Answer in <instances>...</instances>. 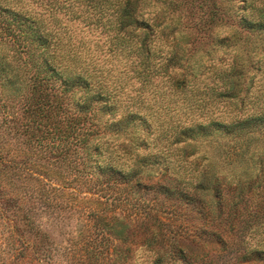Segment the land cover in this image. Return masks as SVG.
Returning a JSON list of instances; mask_svg holds the SVG:
<instances>
[{
    "label": "trees",
    "instance_id": "obj_1",
    "mask_svg": "<svg viewBox=\"0 0 264 264\" xmlns=\"http://www.w3.org/2000/svg\"><path fill=\"white\" fill-rule=\"evenodd\" d=\"M156 1L162 4L155 13V21L161 20L159 24L151 23L150 14L146 12L147 0H88L85 4L87 7L94 5L97 11L112 16L109 21L120 45L126 43L128 35L130 40H134L131 35L136 36L133 49L137 54L136 64L144 72L151 71V63L157 52H161L151 46L161 27L158 34L173 47L168 69L170 64L173 68L179 64L182 67L176 56L181 48L177 33L197 30L209 38L215 28L229 26L245 40L264 37V2L257 5L242 0L237 6V3L234 5L237 0ZM112 2L115 11L109 12L107 5ZM104 17L101 14V19ZM238 75L234 70L233 77ZM239 86L241 84L233 79L226 94L231 97L239 94ZM0 88L7 97L5 107L12 110V104L22 103L23 113L9 111L2 127L10 139L18 141L20 150L26 148L23 150L25 157L10 164L4 160L9 153L0 151L2 168L26 171L33 162L30 160L36 154L35 149L41 148L44 158H51L53 165L66 173L65 181L81 183V204L87 205H81L86 208L82 239L86 243L87 260L98 258L104 264L105 260L117 255L113 259L116 264L118 256L121 259L124 253L117 246L115 252L111 251V247L117 242L132 245L142 230L146 242L157 254L153 264H164L166 259L170 264H203L202 260L212 252L201 257L199 251L216 245L221 252L229 250L233 256L211 258L208 264H264L263 242L256 241L252 245L245 239L247 233L257 235L264 230V206L244 211L240 206L244 195H237L240 198L236 201L227 199L221 188L226 177H219L211 169L202 171L196 180H186L169 163L164 165L161 183H148L152 176L145 177L144 170L160 168L163 160H167L165 153L171 150L167 146L166 150L159 148L148 155L137 152L149 147L137 134L151 128L148 119L140 113L141 107L138 103L124 106V102L109 90L110 86L100 81L96 66L82 59L79 49L63 45L43 19L15 0H0ZM134 107L138 110H130ZM122 108L125 109L121 119L105 129L127 136L129 143H122L120 147L135 155L128 165L119 164L112 155L108 156L109 147L95 143L100 135L101 120L107 115L115 117ZM221 132L238 136L264 133V110L241 113L229 123L219 120L181 128L176 138L194 139ZM184 144L182 150L189 158L197 146ZM250 145L235 143L229 146V151L244 156ZM27 150L33 152L32 156ZM258 177V173L249 177L250 189ZM240 186L238 183L233 188V184H229L226 191L240 190ZM6 187L1 185L0 190ZM52 189L58 187L52 186ZM27 197L23 199L24 205H29L31 197ZM58 204L49 200L51 207ZM230 240L236 242L230 243ZM108 262L111 264V260Z\"/></svg>",
    "mask_w": 264,
    "mask_h": 264
},
{
    "label": "rangeland",
    "instance_id": "obj_2",
    "mask_svg": "<svg viewBox=\"0 0 264 264\" xmlns=\"http://www.w3.org/2000/svg\"><path fill=\"white\" fill-rule=\"evenodd\" d=\"M147 1L149 5L146 12L150 14L151 23H161V20L155 21V13L156 8H161L162 4L156 0ZM241 1L237 0L234 5L237 3L238 6ZM15 2L25 5L34 15L43 19L47 28L54 31L56 38H61L63 45L79 49L82 59L96 66L100 81L110 86L109 90L124 102V106L138 103L141 107L140 113L148 119L151 128L137 134L149 146L137 152L148 155L156 153L159 148L166 150L167 146L171 150L165 153L168 154L167 160H163L160 168L144 170L145 177L152 176L151 182L147 178L145 181L151 185L161 183L159 180L163 177L164 165L169 163L186 180H196L202 171L211 169L219 177H226L222 180L221 188L227 199L236 201L240 198L237 195H244L240 205L244 211L253 210L257 205L264 206L263 132L240 136L221 132L194 139L176 138L181 128L219 120L229 123L241 113L264 110V37L255 36L245 40L243 35L229 26L215 28L209 38L197 30H186L177 33L181 48L176 56L182 67L179 64L173 68L170 64L168 69V58L171 57L173 47L158 34L161 27L157 29L158 37L151 43L153 48L161 52H157L151 63V71L144 72L136 64L137 54L133 50L137 43L136 36L131 35L134 40H130L128 35L126 43L120 45L115 40L117 33L109 21L112 16L97 11L94 5L87 7L85 4L88 0ZM249 2L258 5L264 0ZM114 4L112 2L107 5L109 12L115 11ZM234 10L240 12L237 8ZM101 14L105 15L103 19ZM183 21H187V18H183ZM234 70L238 76L233 77ZM174 72L176 75H173ZM233 79L241 84V92L231 97L225 91ZM6 100L0 88V151L9 153L4 160L10 164L11 161L15 163V160L23 159L26 155L23 150L26 148L20 150L21 145L18 146L16 139H10L2 122L9 111L22 114L24 109L21 101H18L12 104L14 108L11 110L4 106ZM124 109H120L115 117L107 115L101 120L100 135L95 143H100L103 148L109 147L108 156L112 155L119 164L128 165L132 161L131 156L135 155L129 154V149L120 147L122 143H129L127 136L105 129L121 119ZM132 109L138 110L137 107ZM175 143L181 144L177 146ZM184 143L197 146L189 158L182 150ZM235 143L252 145L244 156H237L229 151V146ZM32 153L28 154L32 156ZM34 153L30 160L33 162L26 171L16 168L4 170L0 164V186H7L0 190V264H102L101 259L87 260L85 257L82 220L86 208L81 205H87L85 202L81 204V183L73 181L70 184L72 180L69 179L65 181L66 173L54 166L51 158H44L45 152L41 148H36ZM257 173L260 177L250 189L249 177ZM238 183L241 184L240 190L226 191L229 184L236 188ZM52 186L58 189H52ZM26 196L29 199L31 197L30 206L23 204ZM49 200L59 204L55 208L51 207ZM261 232L257 235L247 233L246 241L252 245L256 241L264 244V230ZM135 240L132 245L117 242L111 247V251L115 252L117 246L124 253L121 259L118 256L116 264H153L157 254L153 246L146 242L142 230ZM232 242L236 241L230 240ZM209 251L212 254L202 260L203 264L222 255H228L227 258L233 256L229 250L221 252L217 245L205 247L199 252L201 257H205ZM115 257H111V264ZM110 260H105L104 264ZM170 263L168 259L164 262Z\"/></svg>",
    "mask_w": 264,
    "mask_h": 264
}]
</instances>
